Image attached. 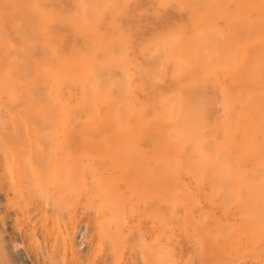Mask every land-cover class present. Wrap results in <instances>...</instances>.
Here are the masks:
<instances>
[{"label":"rangeland","instance_id":"obj_1","mask_svg":"<svg viewBox=\"0 0 264 264\" xmlns=\"http://www.w3.org/2000/svg\"><path fill=\"white\" fill-rule=\"evenodd\" d=\"M111 1L113 23L75 0H0V108L66 162L48 212L71 241L56 262L63 235L39 222L47 258L264 264V0H151L161 16L123 0L141 25Z\"/></svg>","mask_w":264,"mask_h":264},{"label":"bare ground","instance_id":"obj_2","mask_svg":"<svg viewBox=\"0 0 264 264\" xmlns=\"http://www.w3.org/2000/svg\"><path fill=\"white\" fill-rule=\"evenodd\" d=\"M78 1L75 0L73 3V13L80 12L91 19L99 18L100 21L107 22L110 20V22H114L106 13L108 7H106L107 2L105 0H85L86 2L81 4ZM112 1L116 5H120V23L141 25L146 19L150 21L149 16L143 17L139 13V9L136 8L139 11V14H137L124 4H120L123 0ZM147 2V9L155 11V14H159V16L166 14L165 11L162 12L163 9L161 11L159 8L157 9L151 0H147ZM176 17L182 20L183 14L176 13ZM38 79L39 77L36 76L30 85H34ZM20 100H23V98H20ZM17 105L20 106V104ZM21 107L28 114H34V112L38 114L39 107L34 105L28 108L24 105ZM12 117L14 116H7L5 110L0 108V264H55L54 261L51 262L47 258L44 252L37 227L40 222L41 226L47 229V225H50L49 222L52 221L53 227L50 235H55L56 231L63 235L62 243L54 244L53 256L58 262V258L68 248L71 236L68 232L64 235V230H60L61 225L48 212V206L51 208H53L52 206L57 207V204H64L65 198H67L68 180L62 175L63 165L66 162H59L61 157L56 151H44L40 149L41 147L29 148L25 146L22 141V133H24L22 127ZM32 120L39 127H44L41 117L34 116ZM60 155L65 156L64 152ZM87 184L85 178L82 186L83 201H81L84 207L87 206L89 200ZM39 192L48 194L52 198L50 201H53V203L45 205V202L36 200V198L28 199L27 193L29 197H33ZM56 197H59L57 198L58 202L53 200ZM39 209H42L40 215L46 217L47 222L45 220L40 221L38 216L33 214L35 210ZM99 257L100 254L94 257L93 264L97 263Z\"/></svg>","mask_w":264,"mask_h":264}]
</instances>
